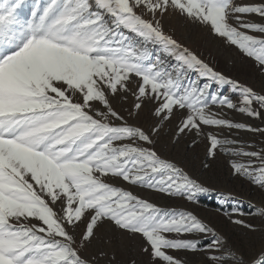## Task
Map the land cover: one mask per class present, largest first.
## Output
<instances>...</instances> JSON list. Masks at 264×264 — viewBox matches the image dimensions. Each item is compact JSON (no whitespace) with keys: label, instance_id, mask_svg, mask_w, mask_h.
<instances>
[{"label":"snow or ice","instance_id":"snow-or-ice-1","mask_svg":"<svg viewBox=\"0 0 264 264\" xmlns=\"http://www.w3.org/2000/svg\"><path fill=\"white\" fill-rule=\"evenodd\" d=\"M176 15L264 76V0H0V264H264V240L241 248L193 208L132 190L195 206L218 196L230 224L264 231L249 222L264 204L245 208L157 150L167 136L203 142L202 173L225 155L264 193V146L233 138L264 127L229 118L264 124V89L166 32Z\"/></svg>","mask_w":264,"mask_h":264},{"label":"rangeland","instance_id":"rangeland-1","mask_svg":"<svg viewBox=\"0 0 264 264\" xmlns=\"http://www.w3.org/2000/svg\"><path fill=\"white\" fill-rule=\"evenodd\" d=\"M165 30L177 39L178 42L196 52L205 62L215 67L218 71L223 72L226 76L239 81L241 84L251 86L257 91L264 89V76L260 74L254 62L241 55L234 47H229L221 40L213 37L209 29L199 24L191 23L176 15L165 21ZM223 92L233 99L237 98V94L232 92L229 86H224ZM229 118L239 122L251 123L254 126L264 127V124H261L260 121L249 120L247 117L236 112H229ZM149 122L147 114L142 113L138 123H143L147 126ZM233 138H239L258 147L264 146V137L245 131H241L238 137ZM170 141L171 136L162 137L160 143L156 146L162 155L173 159L180 166L184 167L185 170L195 176L201 177L215 188L245 201V208H247L248 201L257 205L264 204V193L245 178L233 177L231 175L230 158L228 156L221 155L218 160L211 162L210 172L202 173V161L205 159L206 144L202 142L198 146L189 149L182 143L180 146L173 148ZM124 186L127 187V185ZM132 190L161 206L193 208L204 219L227 235L235 245L241 248L247 247L249 243L259 245L264 240V231L247 233L245 229L230 224L222 215L218 214L216 211L219 201L218 196L202 197L200 205L195 206L187 204L185 201L169 199L147 190L137 188H133ZM249 222L256 225L258 229L264 228V221H261L259 218H249ZM188 260L190 264H205L202 256H189Z\"/></svg>","mask_w":264,"mask_h":264}]
</instances>
